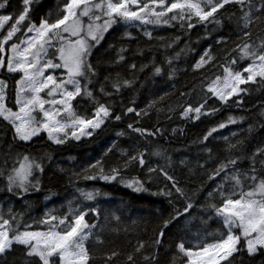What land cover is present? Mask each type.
I'll list each match as a JSON object with an SVG mask.
<instances>
[{"label":"snow or ice","instance_id":"1","mask_svg":"<svg viewBox=\"0 0 264 264\" xmlns=\"http://www.w3.org/2000/svg\"><path fill=\"white\" fill-rule=\"evenodd\" d=\"M37 3L19 0L14 8L11 0H0V123L11 132V142H19L17 149L30 148L39 139L58 147H78L94 142L109 127L124 124L115 135L131 140L129 146L117 148L113 141L101 155L78 163L67 177L69 184L116 183L139 193L149 191L147 185L155 174L165 184L150 194L165 197L172 206L151 234L138 239L130 251H105L104 264H115L121 255L125 264L138 260L156 264L157 253L166 243L165 229H177L171 242L172 264L177 260L180 264H245L246 260L247 264H264V139L245 152L238 147L239 140L229 142L237 130L220 132L245 117L228 113L215 120L194 141L206 154L196 160L205 180L189 189L187 181L181 184L170 170L171 157L160 143L182 135L184 128L141 123L152 110L162 111L157 105L175 89V83L151 93L142 106L134 96L127 103L123 98V90L136 93L138 83L143 87L141 73L153 81L156 77L164 83L173 80L175 62L192 52L194 58L184 71L201 77L200 94L194 103L182 102L177 117L204 123L202 117L210 119L225 109L242 108L246 95L264 89V0H60L54 9L34 18ZM161 29H173L176 34H154ZM110 30L118 36L115 44L108 45L113 55L102 63L94 50ZM184 37L183 46L169 53ZM141 38L147 48L141 46ZM206 40L212 43L196 53L192 45ZM154 48L161 59L148 55ZM209 69H216L214 79L205 76ZM193 91L195 86L179 95L187 98ZM167 112L166 119H172L171 106ZM260 114L264 116V104ZM259 126L264 127V120ZM254 128L250 123L247 132ZM216 140L225 142L223 152L210 147ZM11 142L5 141L9 151L0 160V192L26 204L27 194L41 191L51 156L12 151ZM244 159L248 166L242 170L238 162ZM181 165L195 174L187 159H181L177 166ZM207 181L212 182L210 187L198 198ZM101 196L107 193L95 186L76 187L66 211L46 207L39 218L25 221L22 228V213L10 204L6 209L0 205V264H10V258L11 264L17 260L19 264H94V249L104 240L96 231L97 224L86 219L100 213L95 203L85 202ZM197 217L219 225L212 241L185 239ZM111 219L118 223L121 217L112 213ZM17 246L22 248L20 257L14 256Z\"/></svg>","mask_w":264,"mask_h":264},{"label":"trees","instance_id":"2","mask_svg":"<svg viewBox=\"0 0 264 264\" xmlns=\"http://www.w3.org/2000/svg\"><path fill=\"white\" fill-rule=\"evenodd\" d=\"M59 2L60 0H39V3L34 5V11L32 12L33 17L44 15L50 9H54ZM11 3L14 8L19 6V0H11ZM130 31L135 35V29H131ZM195 32L196 29H193V33ZM224 33L227 34V29L224 30ZM154 34L167 37L175 35L176 32L173 29H161L158 33ZM17 35H19V33H17ZM117 36L118 32L110 30L101 41V44L94 50V56L98 57L102 63L106 61L110 55H113V50L108 49V45L115 44ZM192 38L195 40L194 35ZM185 39L187 38H182L179 45H174L173 49H169L168 52L171 53L173 50L178 49V47L183 46ZM211 43L212 40L201 41L199 44H193L192 47H194L196 53H198L203 47ZM134 46L135 42L133 41L132 47ZM141 46L147 48L144 38H141ZM228 47H232L231 43ZM153 54L156 56L157 60L162 58L160 51L155 48L153 53H148L149 56ZM216 54L222 55L223 53L217 52ZM194 55V53L188 52L180 56L175 62L177 66L176 75L173 80L167 83L162 82L160 77H156L154 81L151 78L145 79V73H141L139 81L143 83V87H140L138 83L137 88L139 90L136 93L123 90L125 103H127L128 97L131 95L135 97L136 103L142 106L145 102V98L149 97L151 93L166 90L169 85L175 83V89L170 91L169 95L157 105V107L162 108V111L156 113L155 110H152L149 117L141 118V123L148 127H152L158 122L165 128H178L181 126L184 128V133L182 135H177L167 141L161 140L160 143L163 148L166 149L167 155L171 157L173 167L170 170L175 171L176 177L180 180L181 184L187 181V187L189 189L196 187L202 180H205L203 173L196 167V160L204 159L206 154L200 151L199 144L194 143V141L206 131L207 126L212 122L219 120L228 113L234 116L243 115L245 117L243 122L230 125L220 130V132L227 134L230 130H237V135L235 137L230 136L229 142L235 143L239 140L241 143L238 147L242 148L245 152L252 148L258 141L264 139V127L259 126L260 122L264 120V116L260 114L261 105L264 104V89L252 91L246 95L242 108L225 109L216 117L210 119L202 117V120H205L204 123L200 121L188 123L177 117L176 113L179 111L178 106L182 102L187 101L188 103H194L199 98L198 94H200L201 89V77L191 70L184 71L192 62ZM136 59L139 62L141 58L138 57ZM246 62L247 61H243L241 63ZM147 71L146 69L145 72ZM121 74L124 75L125 73L122 72ZM215 74L216 69H209L205 72V76L212 79L215 78ZM103 75L104 73L101 71V78ZM193 86H195V91L192 92L190 97L186 98L179 95L181 91H188V89L193 88ZM169 106L173 108V112L171 113L172 119L170 120L166 119V115L169 114L167 112ZM250 123L255 125L252 133L247 132V127ZM124 127V124H120L119 128L109 127L98 138L94 137V142L81 144L78 147L71 145L58 147L56 145H50V142L46 139H39L36 140L30 148L17 149L16 144L19 142H11V132L3 123H0V160H2L4 155L9 151L5 141H10L12 143V151L26 150L36 156H40L44 153H48L51 156V160L47 161L45 164L46 171L42 181L41 191L27 194L24 198L27 202L26 204L15 197H10L5 192H0V205H3L6 209L10 204L14 211L22 213V228L25 221L31 223L32 220L39 218L46 207L48 209L66 211L67 201L73 199V193L76 187L91 188L95 186L102 192L107 193V196L98 197L95 202H85L95 203L100 215L98 217L90 215L86 217V219H90L97 224L98 227L96 231L100 233L101 238L104 240L102 246L94 249V264H104L102 255L105 251L112 248L117 249L122 254L130 251L131 245H134L138 239L146 238V236L151 234V229L160 224L161 216H167L172 211V206L165 197L150 194L151 192L158 191V188L164 186L165 181L163 177H156V175L153 174V180L147 185L149 191L139 193L133 192L116 183L76 181L74 184H69L67 179L70 171L73 170L78 163H83L101 155L103 149L110 146L113 141H115L117 148L128 147L132 142L131 140L127 137H117L115 135L116 131ZM41 135L43 136V134ZM213 135H219V133H214ZM210 147L213 148L214 152H223L226 145L224 141L216 140L211 142ZM70 157L72 159H70ZM152 159L155 160L158 158L153 157ZM181 159H187L189 161L195 174L189 173L188 168L182 165L177 166ZM161 163H165V161H161ZM238 166L244 170L248 166V161L246 159L241 160L238 162ZM60 169H64V171L61 172ZM133 175H136V173L133 172ZM211 183V181H207L203 184L202 191L198 195V198L203 197L204 192L208 190ZM174 203L176 207L180 206L178 201H174ZM112 213L121 217L118 223L111 219ZM134 221L135 223H133ZM113 229H115V231H113ZM146 229L147 232L145 231ZM218 229L219 225L215 220L202 222L199 217H197V219L192 221L190 229L186 230L187 235L185 239L192 243H196L197 241L210 242L213 240L214 236L218 234ZM176 231L177 229H171V232L169 229H165L166 243H164V246L157 253L156 264H172V258L175 253L171 242L174 238L173 234ZM88 243L91 245L94 242L89 241ZM21 252L22 248L17 246L14 251V256L20 257ZM16 264H19V260L16 261ZM115 264H125L123 255L116 259ZM137 264H143V261L138 260ZM177 264H180L179 260H177ZM245 264H247V260ZM257 264H259V262H257Z\"/></svg>","mask_w":264,"mask_h":264},{"label":"rangeland","instance_id":"3","mask_svg":"<svg viewBox=\"0 0 264 264\" xmlns=\"http://www.w3.org/2000/svg\"><path fill=\"white\" fill-rule=\"evenodd\" d=\"M105 36H106V34H105ZM242 87H244V86H242ZM197 122V121H196ZM43 134V133H42Z\"/></svg>","mask_w":264,"mask_h":264}]
</instances>
